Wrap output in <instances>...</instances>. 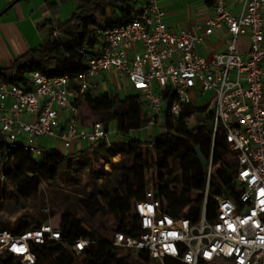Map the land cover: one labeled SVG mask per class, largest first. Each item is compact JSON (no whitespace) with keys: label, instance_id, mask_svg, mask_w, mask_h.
<instances>
[{"label":"built area","instance_id":"1","mask_svg":"<svg viewBox=\"0 0 264 264\" xmlns=\"http://www.w3.org/2000/svg\"><path fill=\"white\" fill-rule=\"evenodd\" d=\"M143 1L130 21L98 32L100 42L75 79L31 70L25 84L0 81L4 142L35 157L48 148L39 144L42 137L76 155L110 145L111 130L101 121L80 124L72 103L84 91L101 89L105 75H112L119 90L131 85L140 93L144 125L138 131L144 134L164 131L165 120L210 93L201 106L212 112V135L222 131L235 155L233 193L214 197L210 219L207 181L200 214L192 219L175 216L154 185L145 187L143 197L131 203L137 229L112 232L115 254L131 250L138 258L145 255V264H264V0H214L210 15L192 29L168 25L159 0ZM216 30L225 33L223 49L207 56L199 47ZM24 114L31 118L24 120ZM192 118L194 113L187 117ZM49 241L65 245L51 220L22 232L0 227V258L11 254L19 264H35L33 246ZM89 243L76 239L69 249L79 254Z\"/></svg>","mask_w":264,"mask_h":264},{"label":"trees","instance_id":"2","mask_svg":"<svg viewBox=\"0 0 264 264\" xmlns=\"http://www.w3.org/2000/svg\"><path fill=\"white\" fill-rule=\"evenodd\" d=\"M68 1L76 3L71 15L64 21L46 20L47 34L43 42L13 59L8 67L0 68V81L25 84L27 73L31 70H39L47 76L66 74L75 79L85 69L89 55L100 42L98 32L130 21L144 4L143 0ZM204 4L211 8L214 0H204ZM72 103L78 109L81 103H85L105 127L109 120H113L120 139L128 142L134 163H144L145 157L154 163L156 194L164 198L168 209L175 216L198 218L207 181L206 213L210 219L214 217L216 209L214 197L233 193L236 158L224 140L222 131L217 130L212 135L210 126L213 115L211 111H206L205 106L194 103L184 106L180 115L162 123L164 131L142 139L132 135V132L138 131L144 125L140 93L120 95L117 89L84 91L74 97ZM79 113L81 115L80 109ZM191 113H194V118L187 119ZM120 151L114 141H111L110 145L102 143L94 152L87 154L100 152L99 158L108 163ZM82 153L76 155L74 151L66 153L46 148L42 155L35 157L20 148L8 147L0 133V162L5 160L2 166L4 179L0 182V198L12 192L24 199L33 196L39 191L43 179L58 176L62 160L69 164L80 159ZM32 160L36 161L31 166ZM10 161H15V168L8 167ZM209 164L211 172L208 176ZM176 170L180 171V175L173 178L172 181L177 182L171 189L164 181L170 179ZM119 179L120 187L116 186L110 193L103 195L102 200L118 228L124 231L129 228L132 232L137 229V225L130 214L131 203L124 198L122 190L139 186V179L133 176V170L128 174L122 172ZM143 195L144 190L136 199ZM85 206L92 216H96L103 209L96 200L87 201ZM35 221L33 227L46 222V218L38 217ZM58 225L65 245L57 241L34 245L35 264H145L147 260L145 255L137 260L117 256L112 236L98 237L70 212L62 215ZM33 227L14 222L9 229L22 232ZM76 239L90 240L88 246L79 254H74L69 249ZM15 259L18 260L13 255L6 254L0 258V264H15Z\"/></svg>","mask_w":264,"mask_h":264},{"label":"rangeland","instance_id":"3","mask_svg":"<svg viewBox=\"0 0 264 264\" xmlns=\"http://www.w3.org/2000/svg\"><path fill=\"white\" fill-rule=\"evenodd\" d=\"M75 5L76 3L73 4V10L70 9L69 12L74 11ZM168 11L176 20L175 22H180V26H183V23H189L190 19L200 18L208 10L204 6V0H180ZM118 92L120 95H125L136 92V90L129 85L125 90L118 89ZM209 97L210 93L197 95L194 97V104H205ZM79 109L83 124L87 125L100 119L91 112L85 103H81ZM106 125V128L111 130L109 138L114 141L116 148L121 149L115 157L110 158V162L104 163L103 159L99 158L101 157L100 152L93 154L83 152L80 159L69 164L66 160H62L58 176L43 179L39 191L33 196L24 199L15 192L4 194L0 198V227L9 228L14 222L33 227L36 224L35 219L38 217H45L46 221L51 220L58 224L62 215L70 212L81 219L83 225L98 237H111L112 232L118 228V224L107 213L102 197L110 193L116 186L120 187L119 175L124 171L128 174L130 170H133V176L139 179V186L122 190L124 198L129 199L130 203L142 195L145 187L151 185L156 187L157 183L153 180L154 163L147 157L144 158L142 164L134 163L133 153L129 151L128 142H123L120 139L116 133L114 121L109 120ZM156 129H149L145 134L135 131L132 132V135L145 139L149 135L155 134ZM46 147H56L62 152L67 150L59 146L58 141L52 145L47 143ZM35 161H30V165L32 166ZM8 167L15 168V161H10ZM179 175L180 171L176 170L170 179L164 181V184L173 189L177 181L172 180ZM90 200H96L102 205V211L96 216H92L86 209V202ZM120 255L129 260L139 259L131 250L122 251ZM14 263L19 264L16 259Z\"/></svg>","mask_w":264,"mask_h":264},{"label":"crops","instance_id":"4","mask_svg":"<svg viewBox=\"0 0 264 264\" xmlns=\"http://www.w3.org/2000/svg\"><path fill=\"white\" fill-rule=\"evenodd\" d=\"M179 1L159 0L160 6L166 12L165 21L174 28L188 27L192 29L196 22L202 21L206 16L210 15V8L204 4L208 10L205 14L200 18L190 19L189 23L186 22L183 23V26H180V22L176 23V20H174L170 11H168ZM73 4H75V1L68 0H0V68L8 67L13 59L26 52L29 48L38 47L46 38L47 27L45 26V21L48 19L66 20L73 12H69L70 9L73 10ZM224 37L225 33L223 31L216 30L200 45V51L209 56L213 50H222ZM246 41V36H242L240 39L242 48L246 47ZM104 78L105 82L99 91H107L110 89L118 90L116 88V81L112 75H105ZM80 117L81 115L79 113V123L86 125L81 123ZM22 118L27 120L31 117L24 114ZM56 141L42 137L39 140V144L46 147L47 143L52 145ZM59 146L62 145L59 143ZM53 149L60 151L56 147ZM65 152L72 153L73 149L68 148Z\"/></svg>","mask_w":264,"mask_h":264}]
</instances>
